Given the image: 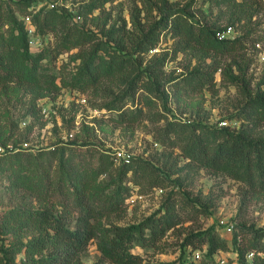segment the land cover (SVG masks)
I'll use <instances>...</instances> for the list:
<instances>
[{
  "label": "trees",
  "instance_id": "trees-1",
  "mask_svg": "<svg viewBox=\"0 0 264 264\" xmlns=\"http://www.w3.org/2000/svg\"><path fill=\"white\" fill-rule=\"evenodd\" d=\"M32 1L0 3V95H24L27 115L41 119L40 100L56 98L62 88L99 93L107 100L98 107L113 114L117 126L163 122L153 140L169 152L162 153V165L143 156L119 163L115 153L89 149L85 143L10 149L13 132L0 138L6 148L0 156L4 191L12 199L14 194L28 195L25 203L0 211L3 248V239H8L0 264H12L21 254L22 264H85L93 242L100 252L94 264H144L138 249L168 253L165 238L185 222L184 209L189 207L176 190L139 222L121 225L115 220L126 214L136 187L141 192L170 187L177 181L172 176L185 168L241 182L244 196L264 192V90H249L247 66L237 60L248 33L219 39L217 32L224 28L210 23L204 8L211 2L224 5L233 26L255 13V0H139L142 7L135 4L129 19L120 16L99 31L81 27L56 9L36 10ZM115 1L93 0L87 8L94 12ZM25 17H30L36 34L54 33L55 44L33 52ZM168 40V50L151 54ZM73 50L74 69L68 64L57 68L59 56ZM181 53L190 56V64L182 72L168 73L167 64ZM218 74L243 83L244 100L233 115L239 129L170 119L159 110L168 97L165 87L178 102L204 90L218 94ZM77 146L87 149L79 151ZM175 152L187 160L183 166ZM236 226L228 232L233 233L230 240L214 227L189 232L180 264H219L223 252L236 254L238 264H264V227ZM187 248L193 255L190 262L183 260ZM250 252L254 254L248 259Z\"/></svg>",
  "mask_w": 264,
  "mask_h": 264
},
{
  "label": "rangeland",
  "instance_id": "rangeland-1",
  "mask_svg": "<svg viewBox=\"0 0 264 264\" xmlns=\"http://www.w3.org/2000/svg\"><path fill=\"white\" fill-rule=\"evenodd\" d=\"M20 0H0V3L18 2ZM93 0H33L32 4L38 10L41 7L56 9L67 14L72 22L89 30L99 31L104 26L113 24L120 16L130 18L135 4L142 7L138 0H117L108 3L104 9L90 12L87 6ZM181 4L189 0H178ZM200 1V0H199ZM198 1V2H199ZM255 13L250 18L243 19L233 25L232 38L248 33L245 38L246 48L239 53L237 60L242 61L246 67V79L249 90L254 92L260 87L264 90V0H255ZM207 19L210 23H216L221 28H227L230 24V14L225 6H216L207 3L204 6ZM156 15V12L153 16ZM31 50L38 52L55 44L56 35L50 33L40 36L35 32L29 33ZM172 46V41L162 43V46L154 52H163ZM66 52L59 56L57 68L68 64V69H74L75 63L70 62L71 54ZM230 61L231 59H227ZM193 64L195 60L192 61ZM190 64V56L179 54L176 61L169 62L166 66L168 73L182 72L185 66ZM235 73L238 70L234 69ZM218 94L208 90L183 96L180 102L173 96L172 90L165 87L168 93L165 105L159 103V110L163 111L170 119L185 122H204L213 126H229L239 129L240 122L233 115L239 110L244 100L243 83H233L225 76L218 74ZM98 94V95H97ZM107 100L105 97L89 91L77 92L70 88H62L56 98L45 97L40 100L42 118L37 119L26 113V98L24 95L1 94L0 95V135L1 139L8 137L13 132L10 143L22 147L28 143V149L47 148L56 143L75 142L88 144L89 149L105 150L110 153L122 152L131 156H143L154 159L157 165H162L164 152H169L153 140V133L163 126V122L153 123L142 120L131 126H117L112 120L113 114L98 106ZM264 130V127H263ZM16 141V142H15ZM1 143V141H0ZM87 147L77 146L79 151H85ZM167 156V155H166ZM178 157L175 152L174 157ZM179 158V157H178ZM119 163L122 161L119 158ZM187 160L179 158V166H183ZM177 180L167 188H158L141 192L139 187L134 190V196L130 200L128 210L123 218L115 220L118 224H132L139 222L149 214L159 210L165 198L171 190H176L178 197L188 209H184L185 222L175 231L170 232L165 238L169 252L154 254L152 250H141L144 264L160 262H174L180 264L182 243L186 235L191 232L216 228L222 237L231 239L233 233H228L227 226L232 224H246L255 228L264 227V192L244 196L245 186L229 177L218 175L214 172L201 170L191 172L188 168L172 176ZM108 180V176L103 177ZM4 182H0V211L9 208L11 204L25 203L27 196L20 193L11 198L10 193L4 191ZM194 205L195 208L192 207ZM199 208L200 212L196 209ZM195 213L194 215H192ZM192 216V218H190ZM194 216V217H193ZM238 229V226H236ZM4 246L8 247V239H3ZM0 240V257L4 256V248ZM224 255L232 252H223ZM100 256L96 243L90 244L84 255L85 264H94ZM4 258V257H3ZM183 260H193L190 248H187ZM25 262L23 255H17L12 264ZM11 264V263H10Z\"/></svg>",
  "mask_w": 264,
  "mask_h": 264
},
{
  "label": "built area",
  "instance_id": "built-area-1",
  "mask_svg": "<svg viewBox=\"0 0 264 264\" xmlns=\"http://www.w3.org/2000/svg\"><path fill=\"white\" fill-rule=\"evenodd\" d=\"M25 22L27 24V29H28V32L33 34L35 32V27L33 25H31V21H30V17H25ZM234 33V29H233V26H228L227 28L223 29L222 31H218L217 32V36L219 39L223 40V39H227V38H232V35ZM33 42V41H30V43ZM8 148L10 149H16L18 148L17 146H14L12 143H9L7 145ZM22 147L23 148H27L28 147V143L25 142L24 144H22ZM28 149V148H27ZM5 146H3L1 143H0V156L5 153ZM116 158L117 160H119V158L121 160H123L124 162L126 163H129L131 161V158L132 156L130 154H124L122 152H116ZM228 232H232L233 230V225L230 224L227 226V229H226ZM253 252H250L248 255H247V258L248 259H251L253 257ZM233 256H231L230 254L228 255H223L220 260H219V264H238L237 263V255L236 254H233ZM195 259L198 260L200 259V252H196L195 255H194ZM232 259V261L229 260Z\"/></svg>",
  "mask_w": 264,
  "mask_h": 264
}]
</instances>
